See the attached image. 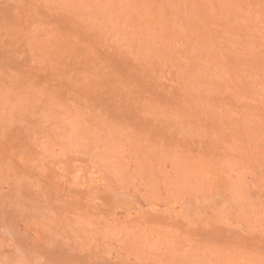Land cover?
Listing matches in <instances>:
<instances>
[{"label": "rangeland", "instance_id": "374dc122", "mask_svg": "<svg viewBox=\"0 0 264 264\" xmlns=\"http://www.w3.org/2000/svg\"><path fill=\"white\" fill-rule=\"evenodd\" d=\"M1 8L0 264H264V0Z\"/></svg>", "mask_w": 264, "mask_h": 264}, {"label": "bare ground", "instance_id": "6f19581e", "mask_svg": "<svg viewBox=\"0 0 264 264\" xmlns=\"http://www.w3.org/2000/svg\"><path fill=\"white\" fill-rule=\"evenodd\" d=\"M21 3V2H20ZM3 4V3H2ZM1 11H3L4 10V12L6 11L5 9H0ZM1 13V12H0ZM3 14V13H2ZM5 15H6V13H5ZM7 15H9V14H7ZM18 15H19V13H18ZM21 15V14H20ZM19 15V16H20ZM4 16V15H3ZM18 16V17H19ZM15 17V16H14ZM5 18V17H4ZM3 19V18H2ZM23 19L24 20H26L24 17H23ZM12 21V20H11ZM27 21V20H26ZM5 22V21H4ZM4 22H2V23H4ZM18 22H19V20H18ZM25 22V21H24ZM27 22H30V21H27ZM13 23H14V21H13ZM11 25H12V23H11ZM16 25H17V23H16ZM23 25H24V23H23ZM9 26H10V24H9ZM1 28V27H0ZM10 31H12V30H10ZM9 31V32H10ZM24 31V30H23ZM8 32V33H9ZM3 33V32H2ZM17 34V33H16ZM9 35V34H8ZM10 36V35H9ZM17 37V36H16ZM26 37V36H25ZM12 39L14 40L15 39V36L13 35V37H12ZM17 41V40H16ZM8 43H10V42H8ZM7 43V44H8ZM2 45H4L5 47H6V50H7V52L11 55V52H10V50L9 49H7V45L6 44H2ZM3 49V48H2ZM12 49V48H11ZM22 49V48H21ZM15 52V51H14ZM22 59V58H21ZM20 59V60H21ZM26 61V60H25ZM24 61V62H25ZM14 65H16V63H13ZM20 65V64H19ZM1 66V65H0ZM32 67V66H31ZM20 68V67H19ZM1 70V69H0ZM26 70V69H25ZM29 70V69H28ZM34 70V69H33ZM38 80V79H37ZM69 83V82H68ZM22 124V123H21ZM1 127V126H0ZM12 128V127H11ZM15 131V130H14ZM18 131V130H17ZM28 132V129H25V130H23V132H21V133H27ZM22 153V152H21ZM16 157V159H18L19 161H20V163H17V164H14V158H10L9 159V161L11 162V164H10V167L12 168V169H16V170H19V171H21V172H26V171H28V169H29V161L25 158V157H23L22 155H16L15 156ZM60 174L57 172V171H54V170H51V169H48L47 167H41L40 168V174H39V177H37V180H35L34 181V186H64V185H62L61 183H60V181H59V178H60ZM13 181H15V180H13ZM11 186H31V181L30 180H24V179H21V180H19L17 183H14L13 185H11ZM44 190V189H43ZM150 217V216H149ZM154 219V218H153ZM161 219H162V217H161ZM161 219H158V220H161ZM164 219V218H163ZM153 221H156V220H153ZM220 228V230L221 231H224L223 229H221V228H223V227H219ZM214 229H216V228H214ZM225 229V228H224ZM227 229V228H226ZM225 229V230H226ZM235 229V228H234ZM211 230V229H210ZM220 230H218V231H220ZM232 230H233V228H232ZM221 231L219 232V234L221 233ZM217 232V231H216ZM192 233L194 234V233H196V232H193L192 231ZM223 233H226L225 231L223 232ZM243 232H241V235H243L242 234ZM209 234V233H208ZM211 234V233H210ZM233 235L232 236H230V237H233V236H235L234 234L235 233H232ZM196 235V234H195ZM207 235V234H206ZM218 235V234H217ZM231 235V234H230ZM241 235H237L236 236V241H237V237L238 238H240V236ZM245 235V234H244ZM256 235V234H255ZM254 235V236H255ZM253 236V235H252ZM257 236V235H256ZM217 237V236H216ZM242 237L243 236H241V238L240 239H238V241L240 240H242ZM219 238V237H218ZM217 238V239H218ZM256 238V237H255ZM254 238V239H255ZM258 238V237H257ZM255 239V240H258V239ZM231 239V238H230ZM233 239V238H232ZM247 239V238H246ZM253 239V240H254ZM213 240V239H212ZM229 240V239H228ZM234 240V241H235ZM244 240V239H243ZM196 241V240H195ZM216 241V240H215ZM221 241V240H220ZM225 241V240H224ZM232 241V240H231ZM246 241V240H245ZM248 241H249V239H248ZM219 242V241H218ZM243 242V241H242ZM251 242V241H250ZM254 242V241H253ZM257 242V241H256ZM222 243V242H221ZM240 243V242H239ZM244 243H246V242H244ZM257 243H259V242H257ZM261 243V242H260ZM242 244V243H241Z\"/></svg>", "mask_w": 264, "mask_h": 264}]
</instances>
